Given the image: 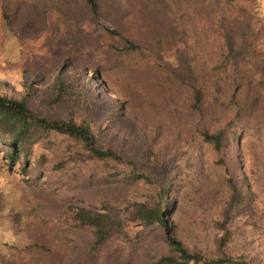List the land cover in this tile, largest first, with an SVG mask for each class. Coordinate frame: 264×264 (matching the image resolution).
I'll return each mask as SVG.
<instances>
[{
  "label": "trees",
  "instance_id": "trees-1",
  "mask_svg": "<svg viewBox=\"0 0 264 264\" xmlns=\"http://www.w3.org/2000/svg\"><path fill=\"white\" fill-rule=\"evenodd\" d=\"M251 1L206 0L187 5V0H49L47 5H33V0H0V26L11 31L24 48L30 47L27 37H38L47 28L48 7L58 14L52 32L59 30L61 15L72 26L68 27L70 46H56L46 37L44 44L51 54H36L19 65L28 86L33 77H49L47 94L40 100L43 111L32 108L27 91L8 92L5 82H0L2 164L31 185L35 194L29 195L31 205L40 220L89 233L79 260L71 263L62 260L63 251L50 226L42 224L32 243L33 264H89L92 251L112 234L129 241L132 231L139 234L132 227L155 223L162 229L166 251L152 264H252L241 255L222 251L231 237L233 218L254 212L251 189H242L241 178L236 180L225 166L221 177L227 197L219 218L212 220L213 243L223 253L212 256L190 250L175 236L169 216L174 208L170 193L178 176L174 154H158L143 135L147 116L162 127L168 123L167 113L182 111L186 116L223 103L220 97L230 73L241 85L239 104L224 108L204 126L176 124L175 132L170 131L176 148L192 147L201 140L221 155L238 144L239 129L264 126V41L262 50L254 49L248 19L254 16L240 7ZM239 14L247 33L229 21ZM31 16L32 24L25 25ZM85 22L91 28L85 31L87 38L97 32L107 37L109 52L104 60L86 62L72 52L87 41L81 26ZM206 25L214 32L208 42L196 35ZM166 54L174 62L168 71L158 73L147 67L153 60L164 61ZM171 77L187 83L189 94L176 97ZM101 91L112 96L95 123L89 98ZM114 118L134 125L143 136L135 155H122L104 140L101 121L106 125L107 119ZM51 190H59L61 198L47 192Z\"/></svg>",
  "mask_w": 264,
  "mask_h": 264
},
{
  "label": "rangeland",
  "instance_id": "rangeland-1",
  "mask_svg": "<svg viewBox=\"0 0 264 264\" xmlns=\"http://www.w3.org/2000/svg\"><path fill=\"white\" fill-rule=\"evenodd\" d=\"M27 1V0H24ZM206 0H187V5L204 3ZM49 0H33V5H47ZM32 4V3H31ZM27 7V5H24ZM241 8L254 17H248L251 23V39L255 50H262L264 41V0H253L242 3ZM56 10L47 8V28L38 37H27L30 47L20 46L15 35L0 26V82H5L8 92H28V99L32 108L43 111L40 104L41 98L47 94L48 78H32L28 86L22 68L19 66L22 59L32 58L34 55L51 54L50 47L44 44L45 38L51 39L56 46L68 47V27H72L68 20L64 22V16L59 20V30L52 32L56 20ZM225 19V17H223ZM33 16L26 19L25 25L32 24ZM227 19V18H226ZM17 20V16H16ZM229 21L236 23L239 28H244L242 14L235 15ZM84 28L85 42L76 46L72 52L83 56L86 62L104 60L109 48L105 45L107 37L102 32H97L87 38L86 30L91 29L88 23H81ZM208 25L197 31L203 41H212L214 32L208 30ZM241 28V29H242ZM72 29V28H71ZM162 60H153L147 64L149 69H155L158 73L168 71L169 63H174L171 54L163 56ZM173 65V64H172ZM226 92L220 97L208 111L187 113L180 111L175 114L167 113L166 126H158L152 116H147V125L143 130L144 137L150 141L151 147L158 154L169 156L174 154V164L178 176L171 189L174 199V208L170 218L174 225L175 236L190 250H200L205 255L218 256L228 253L231 256L241 255L250 259L252 264H264V126L255 129L251 125H245L239 129L238 144L225 149L221 155H215L209 146L197 140L195 146H179L173 141L170 131L177 128L176 124L185 123L192 128L204 126L213 117L217 116L224 108L233 109L239 104L237 98L241 85L236 82L235 75H229ZM176 87V97L189 94L190 86L187 83L171 81ZM232 93L235 97L232 98ZM98 96L90 95L92 103L91 120L98 123L104 115L107 104L111 101L112 94L98 92ZM93 113V116H92ZM157 115V113H154ZM106 125L101 121L103 129L101 134L104 140L113 146L122 155H135L142 142L143 136L132 124L126 123L120 118L107 119ZM176 125V126H175ZM183 136H180V141ZM173 141V142H172ZM222 159L221 162L215 161ZM227 166L233 177L240 179L239 186L243 189L248 186L253 194L254 212L248 216L237 215L231 223V237L220 252L215 249L213 237L216 230L212 226V220L219 218V212L227 197V188L222 180V172ZM31 185L26 184L24 176L17 172L7 171L0 157V264H33L32 243L35 240L37 228L42 224L50 226V234L59 243L63 251L62 260L68 259L71 263L79 260L80 248L89 236L86 229L76 228L59 222L42 221L31 205L33 194ZM47 191L61 198L59 190ZM31 210V211H27ZM139 229V234L132 231L131 240L125 241L116 234L109 236L101 245L92 251L89 264H152L153 258L166 251V244L162 238L160 225L153 224ZM136 234V235H135Z\"/></svg>",
  "mask_w": 264,
  "mask_h": 264
}]
</instances>
